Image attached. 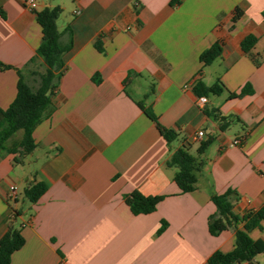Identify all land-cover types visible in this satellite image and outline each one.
<instances>
[{"label": "crops", "instance_id": "crops-1", "mask_svg": "<svg viewBox=\"0 0 264 264\" xmlns=\"http://www.w3.org/2000/svg\"><path fill=\"white\" fill-rule=\"evenodd\" d=\"M35 2V10L55 6ZM169 2L60 0L65 13L56 24L70 29L71 47L51 107L32 132L35 148L22 162L0 150V238L15 210L24 239L9 264H208L213 252H230L235 238L232 227L209 233L210 196L235 191L239 217L264 205V0ZM235 10L242 15L232 23ZM248 35L256 41L244 53ZM41 36L25 0H0V64L10 67L0 70L1 109L14 99L17 70L36 87ZM214 42L221 54L202 66L199 55ZM216 79L225 90L201 96L206 101L198 105L193 84ZM244 87L251 92L228 97ZM136 102L176 139L167 144ZM204 109L232 122L221 131ZM209 137L196 188L183 193L173 180L177 169L165 160L179 147L197 156ZM33 179L46 190L30 204L23 189ZM132 191L162 198L154 211L135 215L124 202ZM248 234L264 242V223ZM253 261L264 264V253Z\"/></svg>", "mask_w": 264, "mask_h": 264}, {"label": "trees", "instance_id": "trees-1", "mask_svg": "<svg viewBox=\"0 0 264 264\" xmlns=\"http://www.w3.org/2000/svg\"><path fill=\"white\" fill-rule=\"evenodd\" d=\"M180 1L170 0L169 4L175 6ZM61 12L62 8L59 5L42 6L34 11L35 20L40 26L42 34L35 56L41 59L43 69L41 71L32 70V75L36 77L37 85L35 88L25 83L17 70L18 80L14 99L6 109L0 108V150L17 154L18 157L15 158V162H22L23 158L35 148L32 132L50 109L51 96L65 69L63 55L71 47V38L68 27L63 31H59L57 28L56 21ZM241 15L242 13L239 10H235L231 18L232 23H235ZM65 33L68 34L66 42L61 39ZM255 41L254 36H246L240 44L242 51L248 53ZM221 48V43L214 42L209 48L203 50L199 55L202 66L211 64L213 60L219 57ZM8 68L10 67L0 64V70ZM224 90L225 87L219 79H216L209 86L198 80L192 86V92L197 97L219 95ZM249 92H251L250 88L244 87L238 94L229 92L228 97H239ZM136 104L155 123L160 135L167 144L176 139L177 133L161 126L149 108L144 107L142 102H136ZM204 113L217 123L221 131L225 130L232 122L231 117L222 116L214 109H204ZM17 131H21V138L7 146L6 141ZM211 140L212 138L209 137L199 144L197 156H192L186 148L179 147L165 160L166 166L177 169L173 180L181 192L187 193L195 190L197 175L204 165V161L199 155L204 152ZM45 190V183L33 179L24 187L23 197L30 204H33ZM161 198L160 196H144L138 191H132L124 196V202L133 214H147L155 210L156 204ZM210 200L215 206V212L208 217L209 233L216 235L224 228L232 227L235 231V238L234 247L230 252H213L208 258V264H234L240 262L257 264L253 260L256 255L264 253V242L252 240L248 233L252 229L260 227L261 222L264 223V205L239 217L232 211L234 203L238 200L235 191L228 189L221 194H212ZM18 216V212L12 210L8 230L0 238V264H9L12 253L24 243L21 235V224L15 223ZM239 224H241V228L237 227ZM165 227L166 222L162 221L157 232L160 233Z\"/></svg>", "mask_w": 264, "mask_h": 264}, {"label": "built area", "instance_id": "built-area-1", "mask_svg": "<svg viewBox=\"0 0 264 264\" xmlns=\"http://www.w3.org/2000/svg\"><path fill=\"white\" fill-rule=\"evenodd\" d=\"M25 6L26 8H28L30 11H35L36 7H37V3L35 2V0H25ZM206 101V99L204 97H199L197 99V103L198 105H202L204 104ZM203 136V131H197L196 132V139H200ZM241 143V139H235L233 141L234 145H239ZM16 198V191L14 187H10L9 188V199L10 200H14Z\"/></svg>", "mask_w": 264, "mask_h": 264}, {"label": "rangeland", "instance_id": "rangeland-1", "mask_svg": "<svg viewBox=\"0 0 264 264\" xmlns=\"http://www.w3.org/2000/svg\"><path fill=\"white\" fill-rule=\"evenodd\" d=\"M51 3H53L54 5H59V2H60V0H49ZM65 12H61V14H60V16H63V14H64ZM19 133H21V132H19Z\"/></svg>", "mask_w": 264, "mask_h": 264}]
</instances>
